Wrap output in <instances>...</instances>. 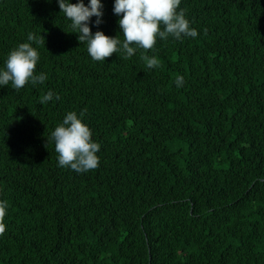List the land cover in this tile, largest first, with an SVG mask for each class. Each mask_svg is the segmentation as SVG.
Segmentation results:
<instances>
[{
  "label": "trees",
  "instance_id": "1",
  "mask_svg": "<svg viewBox=\"0 0 264 264\" xmlns=\"http://www.w3.org/2000/svg\"><path fill=\"white\" fill-rule=\"evenodd\" d=\"M101 2L92 32L123 39ZM179 7L195 39L102 63L56 0H0V67L41 33L47 75L0 88V264H264V0ZM69 111L101 145L96 169L58 166L51 132Z\"/></svg>",
  "mask_w": 264,
  "mask_h": 264
},
{
  "label": "clouds",
  "instance_id": "2",
  "mask_svg": "<svg viewBox=\"0 0 264 264\" xmlns=\"http://www.w3.org/2000/svg\"><path fill=\"white\" fill-rule=\"evenodd\" d=\"M61 13L70 22V33L77 34L78 41L86 45L87 52L93 61L105 62L113 53L120 54L123 59L134 56L139 49L153 50L157 40L172 38L182 41L184 38L195 39L198 33L191 27L185 10L181 9V0H114L113 13L119 17L118 35L108 36L103 31L92 32L90 25L99 26L102 21L104 5L101 0H56ZM95 17V20L92 18ZM27 41L11 50L4 66L0 67V88L11 85L17 91L27 84L33 86L44 84L45 73H37L36 67L40 54L33 44L44 43L41 35L37 37L29 33ZM147 67L157 66L154 56L146 57ZM183 76H177V87L183 85ZM54 94L48 91L40 100L41 104L53 101ZM56 95L55 99L59 100ZM83 113L69 111L62 122L51 132L54 142L58 166L69 168L77 173L88 172L99 166L97 153L101 145L92 139V131L83 122ZM48 141V140H47ZM6 201L0 200V235L6 230L4 218L7 214Z\"/></svg>",
  "mask_w": 264,
  "mask_h": 264
}]
</instances>
